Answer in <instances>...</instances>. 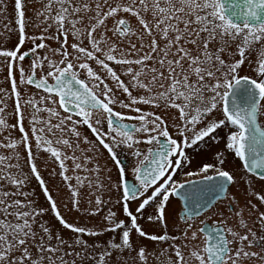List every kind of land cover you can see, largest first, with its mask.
<instances>
[{
	"label": "snow or ice",
	"instance_id": "obj_1",
	"mask_svg": "<svg viewBox=\"0 0 264 264\" xmlns=\"http://www.w3.org/2000/svg\"><path fill=\"white\" fill-rule=\"evenodd\" d=\"M23 8L22 0H15L16 50L0 49V57L7 61V78L12 81L11 93L17 98L21 134L19 141L0 144L12 150L7 156L0 155V264H77V260L79 264H127L131 256L123 257L125 250L136 251L140 264H148L154 252L143 244L134 247L133 231L147 241L166 245L155 257L158 264H245L252 259L264 264V235L257 236L243 215L246 208L250 216L254 210L255 221L264 229V211L253 203L254 199L264 205V191L254 187L255 179L264 181V124L259 120L264 116V0H45L36 13L45 25L38 37L27 34ZM3 11L4 0H0ZM85 20L88 24L82 30L78 25ZM53 25L57 34L46 36ZM69 34L73 38L70 45ZM37 39L39 43H35ZM46 39L56 40L59 46L49 47ZM26 40L34 44L30 49L32 74L25 77L23 66H19L20 82L35 84L46 93L38 101H24L34 109L29 121L31 134L22 123L21 97L13 76L15 60L23 61L28 55L19 51ZM125 42L127 47L122 46ZM45 48L59 60L37 53ZM245 63L254 65V77L240 75ZM113 65L119 66V71ZM38 67L41 75L36 78ZM0 92L7 95L5 89ZM141 105L148 106L147 110ZM41 112H46L47 118L41 117ZM0 126H7L3 118ZM84 126L94 140L80 131ZM220 129L226 130L225 150L241 162L239 180L249 189L243 207L229 194V187L239 180L224 169L221 153L216 154V163H203L198 171L184 172L187 177H200L203 188L199 191L185 190L191 181L175 179L177 172L191 163L186 150L207 141L218 142ZM52 137L55 145L63 147L54 146ZM33 140L37 155L32 152ZM142 143L148 145L146 152L139 147ZM19 145L48 208L36 205L29 199L33 193L22 190L29 175L21 171ZM120 146L130 149L136 158L131 168L133 182H129V170L116 151ZM64 148L72 149L73 154L68 155ZM41 149L58 162L59 171L53 175H59L69 189L73 209L81 211L79 187L87 182L90 189L95 185L96 191L115 189L127 222L111 210L104 217L107 225L99 230L68 222L36 165ZM105 152L116 169L115 180L112 168L99 162ZM13 158L16 163H10ZM68 160L73 173H92L95 181L67 175ZM172 197L184 204L183 215L177 213L184 226L174 225L179 236L168 231L167 205ZM130 201L136 203L134 211ZM217 202L223 207L216 208ZM104 203L101 195H95V207L85 211L95 215ZM88 204L92 205L91 199ZM148 208L152 212L145 216ZM49 211L59 225L74 234L71 242L43 220ZM225 211L236 218L235 226L228 224L230 217ZM207 212L219 218L209 225L210 216L200 218ZM151 225L162 227V231L153 232ZM117 230H121L119 243L113 238L106 245L90 244L84 238ZM254 246L260 252L251 251Z\"/></svg>",
	"mask_w": 264,
	"mask_h": 264
},
{
	"label": "rangeland",
	"instance_id": "obj_2",
	"mask_svg": "<svg viewBox=\"0 0 264 264\" xmlns=\"http://www.w3.org/2000/svg\"><path fill=\"white\" fill-rule=\"evenodd\" d=\"M24 4L23 11L25 13V18L27 21V27L26 32L29 36H39L45 27L43 23H41L43 17H37L36 13L43 7V3L45 0H22ZM17 16L15 13V0H4V11L0 12V49L4 50H16V45L19 43V26L16 23ZM112 21H108L109 27L112 26ZM131 23L133 26H135V20L132 19ZM88 21L85 20L82 24L78 25L82 30L87 26ZM39 25V26H37ZM56 28L55 25H53L52 28L49 29L48 33H45V35H56ZM98 34V33H97ZM109 36H111V32L108 33ZM62 39V38H61ZM115 39V38H113ZM133 41L135 42V38L133 37ZM39 39L35 41V43H39ZM49 47L56 48L58 47V43L56 40L52 39H46L44 41ZM73 42L72 36L69 34L68 36V44L70 45ZM87 41H85V44ZM123 47H127V43L125 42ZM34 47V44L30 40H26L25 43L20 47L19 51L21 53L28 52V57H25L23 61H20L19 59L15 60V65L17 67H14L13 69V76L15 79V83L17 86V91L20 93L21 97V108L23 111V126L24 128L31 134V128L29 121L31 119V116L34 112V109L30 107L29 105L25 104L24 101L34 99L39 100L40 96L46 95V93L40 91L39 89L33 88L27 83H21L20 82V72H19V66H23L25 71V77L27 75L32 74L30 65L33 60V55L30 52V49ZM69 51H71L69 47ZM37 53L41 56L47 55L49 58L59 60V56H53L51 52L48 51L47 48L45 49H37ZM253 60H255V54H253L252 57ZM95 67V65H93ZM117 68L119 71V66L113 65ZM45 71L47 70V65H44ZM41 75V70L38 67L35 70V76L36 78H39ZM240 75H249V76H255L254 71V65L250 67L248 63H245L241 69H240ZM8 76V70H7V61L4 57H0V88L5 89L7 92V95H5L3 92H0V108H3V112H0V118H3L6 122L5 126H0V144H7L10 140L15 139L19 141L20 139V132H19V126L18 123V116L16 115V96H14L11 93V87H12V81L7 78ZM122 79L127 80V77H123ZM51 82V80H49ZM109 83H111L109 81ZM51 106V105H49ZM142 108L147 110L148 106L141 105ZM120 110V109H117ZM126 111V110H125ZM159 111V110H157ZM41 117L47 118L46 112L39 113ZM219 116V114H217ZM259 120L262 124H264V116L259 117ZM53 123H56V120L54 119L52 121ZM15 126V127H13ZM106 128V123H105ZM80 131L87 135L90 140H94L95 138L92 136L90 130L87 129L86 126L81 127ZM225 133L226 130L220 129L218 130V134L221 137L218 142L216 141H207V143H201L198 147H194L195 151L190 153L191 157V163L190 165H186L184 170L180 172V175L177 177V181H185L189 179H197L200 178L199 176H193V177H187L184 175L185 171H198L199 167L202 166L203 163H216V154L221 153L225 158V163L223 165L225 170H228L232 173H235L237 175V178L239 180V176L242 173L241 164L238 160V158H235L234 154L225 150ZM46 135H48L46 133ZM57 136L60 135V133L56 134ZM65 136H68V133H64ZM54 146L57 147H63L62 145H55V137H52ZM74 139V138H73ZM207 140V138H205ZM32 152L34 155H37L36 149H35V142L32 141ZM148 145L146 144H140V149L146 148ZM82 148L87 147V145L81 144ZM64 152H66L68 155H72V149H63ZM12 150L9 148L0 147V155L7 156ZM17 151L20 152L21 159L19 161L21 165V171L25 174L29 175V180L23 187V191L33 193L32 196L29 197V199L33 200L36 205L39 207L48 208V202L46 198L42 194V190L39 187L38 182L35 180L34 177L31 176L30 168L26 163L27 155L24 151L22 145H19L17 148ZM116 151L119 153V158L124 159L126 162V166L129 170V178H133L131 174V168L135 166L136 164V158L131 155V150L125 148L124 146H120L116 149ZM124 153V154H123ZM75 154L77 156H80V152L76 151ZM86 155H93L92 153H85ZM36 165L40 171L41 176L45 180L48 188L51 191V194L56 199L59 211L63 215V217L70 223L80 226V227H88L93 228L96 230H99L100 228H103L107 225V221L104 220V217L107 215L108 211L111 210L116 213V217L119 219H125L127 222V217L124 216L122 211V201L120 203H117L118 195L113 189L111 192L107 190V188L96 191L95 185H93V188H89L87 185V182H85L83 185L79 187L80 192V209L81 211H76L72 208L71 202H70V191L66 187V185L63 183L62 178L59 177V175H53V173H58L59 171V164L55 161V158L50 155V153L44 151L43 149L40 150L38 153V158L36 159ZM81 163H83V159L80 160ZM100 164L104 165L107 163L108 167L112 168V177L115 180L116 179V169L112 164V161L109 159L107 153L105 152L103 156L100 159ZM10 163H16L15 158L10 161ZM69 171L67 172V175L74 176V175H81L87 176L88 180L95 181L96 176L92 173H84L81 170H77L76 173L72 172V161L68 160L65 162ZM89 168L92 167L91 164L88 165ZM12 171H15L13 169ZM209 174H212L211 171ZM101 178H103L104 173H100ZM132 176V177H131ZM73 185H75V180L73 179L71 181ZM254 187L257 191H264V181H260L259 179L254 180ZM248 186L243 182V180H239V183L233 184L229 187L228 191L230 195H234L236 199L239 201L240 205L243 207L246 204V201L249 199V197L246 195L248 192ZM95 195H101L102 199L106 202L102 205L101 210L99 213H96L95 215L89 214L88 211H85L89 207L94 208L95 207ZM20 199H24L23 196L19 197ZM92 200V205L89 206L88 200ZM253 203H256L259 207L260 211H264V205H260L259 201H256L253 199ZM130 208L134 211L136 207V203L129 202ZM223 205L221 202L218 203L216 208H222ZM152 212L151 208H148L145 212V216ZM177 213H179L178 206L176 202L170 198L168 205H167V218H168V231L173 234L179 236L180 233H178L175 229V224H179V226L182 228L184 226L182 221L177 220ZM225 215L229 216L228 224L235 226L237 224V220L234 217H231L230 214L225 211ZM244 219L248 223V227L251 228L253 231L257 233V236L264 235V229L261 228L258 221H255V217L257 216V213L253 210L251 216L249 215V211L246 208L244 212ZM207 216H210L209 220H217L219 217L216 215L208 214ZM205 216L202 218L204 219ZM43 220L47 221L49 226L53 229L54 232L59 231L61 236L68 241H72L74 238V234L71 232V230L64 229L61 225H59L58 221L55 219V216L49 211L44 217ZM255 221V222H254ZM139 222L142 225H145V220L140 219ZM151 230L153 232L159 233L162 231V227H158L156 225H151ZM120 231L117 230V232L113 233L111 231H106L100 236L97 237H88L87 235L84 236L88 242L94 243V242H100L102 244H107V242L110 239L115 240V242H120ZM251 238V237H250ZM131 240L133 242V246L136 247L137 245H145L149 252H154V255L149 256L148 258V264H158L156 260V256L159 255V250L162 247H166V245H161L155 242L147 241L146 239L140 238L134 231L131 233ZM180 240H177V243H180ZM55 243V241H53ZM198 243V242H193ZM78 250V249H77ZM251 251L260 252L259 247L254 246L250 249ZM123 257L128 258L131 256V259L127 260V264H140L137 258V252L133 251L129 253L127 250H125L122 254ZM261 255H264V252L261 253ZM113 256H116V253H113ZM69 260L72 259V257H67ZM161 260H164L165 257H160ZM77 264H79V260H77ZM86 264H90V262H86ZM245 264H259V261L257 259L248 260L245 262Z\"/></svg>",
	"mask_w": 264,
	"mask_h": 264
},
{
	"label": "flooded vegetation",
	"instance_id": "obj_3",
	"mask_svg": "<svg viewBox=\"0 0 264 264\" xmlns=\"http://www.w3.org/2000/svg\"><path fill=\"white\" fill-rule=\"evenodd\" d=\"M194 147H195V146H194ZM194 147L186 150V151L188 152V154H190V153H192V152L195 151ZM147 148H148V146H147L146 148H144V150H143V149H141V150L146 152V151H147ZM123 154H124V153H123ZM121 161L126 165V162H125L124 159H122V157H121ZM183 170H184V169H183ZM180 172H181V171H178L177 174L175 175V179H176V180H177V177L180 175ZM131 177H132V176H131ZM197 179H198V178H197ZM128 180L131 181V182H133V181H134V177H133V178H129ZM192 180H196V179H189V181H192ZM180 182H183V181H180ZM172 199L176 202V204H177V206H178V209H179V214H180V211H181L180 202H179L177 199H175L174 197H172ZM218 203H219V202L216 203L215 207L218 205ZM208 214H210V212L202 213V215H201L200 218L202 219L204 216H206V215H208ZM180 215H183V214L181 213ZM212 221H215V220H208V221H207V224L210 225V224L212 223ZM182 222H183V221H182ZM196 223H197V225H198V221H197Z\"/></svg>",
	"mask_w": 264,
	"mask_h": 264
},
{
	"label": "water",
	"instance_id": "obj_4",
	"mask_svg": "<svg viewBox=\"0 0 264 264\" xmlns=\"http://www.w3.org/2000/svg\"><path fill=\"white\" fill-rule=\"evenodd\" d=\"M31 85L35 87V84H31ZM189 188H190L191 190L195 189L193 192L199 191L200 189L203 188V183L201 182V180H198V181H196V182L191 183L190 185H186V186H185V189H186V190L189 189ZM205 196L207 197V194H205ZM181 202H182V201H181ZM182 205H183V207H184L183 202H182Z\"/></svg>",
	"mask_w": 264,
	"mask_h": 264
}]
</instances>
